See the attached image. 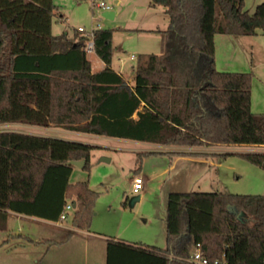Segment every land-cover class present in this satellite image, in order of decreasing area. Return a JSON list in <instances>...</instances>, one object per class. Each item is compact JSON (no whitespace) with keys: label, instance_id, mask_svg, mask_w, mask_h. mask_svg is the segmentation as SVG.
I'll use <instances>...</instances> for the list:
<instances>
[{"label":"trees","instance_id":"trees-1","mask_svg":"<svg viewBox=\"0 0 264 264\" xmlns=\"http://www.w3.org/2000/svg\"><path fill=\"white\" fill-rule=\"evenodd\" d=\"M39 1L0 0V125L56 127L170 147L264 146V113L251 111L253 73L218 71L214 48L216 35H264V2L249 13L243 0H151L168 19L166 30L154 31L161 52L138 56L128 81L111 68V30L92 32L93 52L104 65L97 72L87 58L86 33L47 35L44 45L39 32L55 7ZM94 148L0 132V228L7 211L59 222L69 202L75 205L72 227L89 231L98 193L86 181L69 183V162L83 160L88 170ZM156 154L218 155L141 152L136 171L142 158ZM240 156L264 170V153ZM165 229L164 249L107 241L106 264H190L197 244L209 260L264 264V195L171 192Z\"/></svg>","mask_w":264,"mask_h":264},{"label":"rangeland","instance_id":"rangeland-1","mask_svg":"<svg viewBox=\"0 0 264 264\" xmlns=\"http://www.w3.org/2000/svg\"><path fill=\"white\" fill-rule=\"evenodd\" d=\"M93 0H40L41 6L50 8L53 5L49 22L39 32L41 41L46 44L47 35L73 36L79 34L81 27L85 32L96 29L112 31V64L111 68L122 73L131 81L134 65L142 54H159L161 52V37L148 29H164L166 18L161 6L152 7L151 0H104L114 13L113 19L102 16L104 10L96 8ZM97 1V0H94ZM264 0H243V9L251 13L255 6ZM11 8V7H9ZM3 7L1 6V10ZM264 41V35H258ZM33 35L29 40L33 41ZM223 39L216 36L215 64L222 72H243L253 68L252 112L264 113V47L250 55L230 46L231 56L234 54L237 65H228L229 53ZM46 48V46H45ZM134 56V58H131ZM249 59V64H243V59ZM93 72L104 67L94 52L87 53ZM247 62V61H246ZM237 69V70H236ZM247 69V70H246ZM261 93V94H258ZM258 102V105L256 104ZM16 131L45 137L67 139L69 141L87 143L95 148L91 152L89 169L72 166L69 183L88 182L90 189L98 193L94 204L90 229L99 228L101 233L126 241L140 243L139 245L166 247L165 215L167 197L171 192H221L236 195H264V170L243 159L240 155L247 153H264V146H231L217 147L219 151H204L208 154H218L209 157L207 163H190L183 159L170 160L167 155L156 154L142 158L139 174L135 169L137 153L127 148L138 145L133 141L92 136L83 133H72L56 127H36L28 125H0V132ZM63 132V134L58 132ZM160 152L192 153L184 147L141 146ZM177 157V156H175ZM195 157V156H194ZM108 158L109 162L101 159ZM193 158V157H192ZM204 160L201 157H195ZM174 161V162H173ZM199 162V161H197ZM171 166L169 169L168 167ZM164 169H167L165 172ZM139 176L143 181L138 193L132 190L131 177ZM139 200L130 207L133 197ZM127 198V200H126ZM65 220L58 223L71 227L73 208L66 211ZM249 220V219H248ZM11 225L25 228L24 219L16 224L13 218ZM31 222V221H29ZM33 225L45 226L33 222ZM51 223H47L50 229ZM25 225V226H24ZM26 229V228H25Z\"/></svg>","mask_w":264,"mask_h":264},{"label":"crops","instance_id":"crops-1","mask_svg":"<svg viewBox=\"0 0 264 264\" xmlns=\"http://www.w3.org/2000/svg\"><path fill=\"white\" fill-rule=\"evenodd\" d=\"M117 2L118 0H115V3ZM162 11H163V16L166 18V25H164V29L157 28V29H148L146 31L154 32L157 30L167 29L168 19L164 14L163 7H162ZM216 36H219L223 39L222 41L224 42L225 46L226 45L229 46V48L226 46V48H228L226 53H229V58H230L228 60V65L229 64L237 65L236 58H234V54L232 56L230 54L231 53L230 46L234 49H236L235 47L237 46V49H239V47L243 48V45H244L243 51L246 50V54L250 52V55L252 56L254 52H257L259 48H261V46L264 47V41L261 40L258 35L253 36V37H248V36L234 37V36H228V35H216ZM216 36L214 37L215 54H216V46H215ZM248 60L249 59H247V57L244 58L243 64L244 63L245 65L246 63L249 64ZM114 71L118 72L116 70ZM243 72H249V71L247 70ZM250 72L254 74L253 68H251ZM253 88L254 87H253V82H252L251 110H252V103H253L252 102ZM261 91H264V90H261ZM258 94H261V93H258ZM258 102L259 101H256L257 105H258ZM262 103H264V98H263ZM135 117L136 116L134 115V118ZM6 125H12V124H6ZM64 131H66V133L71 132L67 130H64ZM64 131L63 132L60 131L58 133L63 134ZM92 136H96V135H92ZM51 137H55V136H51ZM99 138L101 137L99 136ZM114 139H117V138H114ZM133 142H134L133 144L138 145V147L135 146L133 147V149L132 148H127V149L130 151H134L136 153L155 151L154 149L152 150V149L142 148L141 146L163 147L161 145H155L151 143H144V142H137V141H133ZM165 147H168V146H165ZM184 148H186L188 151H191L192 153H205L204 151H219L218 150L219 148L217 147H184ZM160 152H166V149H161ZM195 157L194 156H177V157L174 156L170 158V160L175 159L174 161H176L177 159L178 160L183 159L190 163H201V164H205L208 161V158H203L204 160H202V159L195 158ZM168 168L170 169L171 166H169ZM166 170L167 169H164L163 172H165ZM134 172H136L135 174H139L140 169L138 171H136L135 169ZM133 178L134 177H131L132 180ZM5 213L7 214L6 221H5V227L3 229L0 228V264H106L107 241L109 240L121 241L129 245H139L140 244L136 242L126 241L123 239H118L115 237H109L108 235H105L101 233L100 231H98L100 229L97 227L95 230L90 229L89 231H82V230L74 229L72 225L69 228V227L63 226L62 224L58 222H49V221L37 219L34 217H28V216L16 214V213L9 212V211ZM11 217L13 218L15 224L20 219L26 220L27 221L25 222L26 229L23 227H16L13 224L9 225L11 222L9 223L8 221H9V218ZM33 222L43 223L45 226H41V225L35 226L32 224ZM47 223H51L50 229L47 228ZM69 232H71V234ZM18 235L27 236L30 239H32L33 242L29 243L21 238L16 237Z\"/></svg>","mask_w":264,"mask_h":264},{"label":"built area","instance_id":"built-area-1","mask_svg":"<svg viewBox=\"0 0 264 264\" xmlns=\"http://www.w3.org/2000/svg\"><path fill=\"white\" fill-rule=\"evenodd\" d=\"M92 4L94 7L99 8L104 11H111L110 5H108L104 0H97L92 1ZM78 32L80 33H86L89 37V40L85 42L84 47L87 53L93 52V42H92V32H85V30L81 27L78 28ZM131 58H134V56H131ZM143 186V181L139 176H135L132 181V190L134 193H138ZM72 209L71 203H67L62 210L60 216H59V222L66 219L67 214L66 211ZM188 262L190 264H228L227 261L224 259H215V260H209L206 258L203 253L200 250L199 244L196 245L195 249L191 253L190 257L188 258Z\"/></svg>","mask_w":264,"mask_h":264},{"label":"water","instance_id":"water-1","mask_svg":"<svg viewBox=\"0 0 264 264\" xmlns=\"http://www.w3.org/2000/svg\"><path fill=\"white\" fill-rule=\"evenodd\" d=\"M102 16L105 17V18H107V19H113V17H114V13L111 12V11H104L103 14H102ZM101 160L104 161V162H109V159H108V158H102ZM69 164L72 165V166H77V167H79V168H83V166H84V161H83V160H80V161H70ZM138 200H139V196H135V197H133V198L131 199V201H130L129 206H130V207H133L134 204H135ZM74 207H75V205L72 204V208H74ZM228 210H229V208H228Z\"/></svg>","mask_w":264,"mask_h":264}]
</instances>
